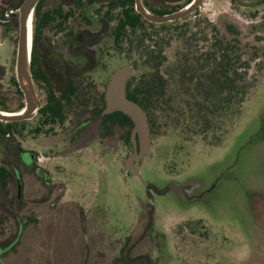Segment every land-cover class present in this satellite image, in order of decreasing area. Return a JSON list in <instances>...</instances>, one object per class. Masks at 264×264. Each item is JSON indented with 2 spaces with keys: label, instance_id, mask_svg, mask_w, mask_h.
Returning a JSON list of instances; mask_svg holds the SVG:
<instances>
[{
  "label": "rangeland",
  "instance_id": "374dc122",
  "mask_svg": "<svg viewBox=\"0 0 264 264\" xmlns=\"http://www.w3.org/2000/svg\"><path fill=\"white\" fill-rule=\"evenodd\" d=\"M5 2L0 0L2 17ZM14 16L16 28L12 22L0 32L2 84L12 100L19 34V16ZM176 28L195 35L191 44L201 51L216 37L239 39L250 62L248 78L258 80L234 125L227 128V119L217 129L228 132L222 143L210 147L211 135L204 141L182 127L166 134L161 128L163 135L151 138V153L136 163L142 182L123 171L133 149L122 131L106 138L92 123L78 136L66 122L36 133L41 120L35 116L15 136L28 167L14 168L19 179L9 195L0 190L4 245L18 232L17 218L24 228L19 243L4 254L5 264H112L128 237L132 255H149L153 264H264V80L258 70L264 68V0H204L192 15L159 34L165 42L164 68L172 67L184 49L186 38L179 39ZM89 47L100 55L104 46ZM110 48L103 49L98 69L89 76L97 88L124 65L135 68L139 81L146 72L139 56ZM37 94L40 109L44 92L37 89ZM10 163L0 150V165ZM170 184L188 187L187 196ZM149 204L155 211L153 230L142 238Z\"/></svg>",
  "mask_w": 264,
  "mask_h": 264
},
{
  "label": "trees",
  "instance_id": "16d2710c",
  "mask_svg": "<svg viewBox=\"0 0 264 264\" xmlns=\"http://www.w3.org/2000/svg\"><path fill=\"white\" fill-rule=\"evenodd\" d=\"M142 1L148 11L165 15L192 0ZM22 2L15 0L12 3L11 0L5 2V6L17 9ZM12 22L16 28L17 17ZM177 22H147L135 11L134 0H41L33 14L32 29V77L45 97L44 105L36 115L41 120L36 133L46 127L51 128L47 130L50 132L56 125L64 126L70 122L74 129L85 125L75 132L80 136L86 126L97 123L102 136L107 138L122 131L123 141L132 147L133 123L120 112L101 115L105 107V87L98 89L89 77L96 72L103 53L111 46L114 53L135 54L142 60L146 72L139 81L135 76L128 81L127 96L147 113L151 138L166 134L168 129L182 127L183 133L204 136V141L211 135L207 146L220 145L228 132L220 134L217 129L226 124L227 119V128L234 125L258 80L248 78L250 62L243 57L239 39L228 41L216 37L206 51H201L191 44L195 35L188 37L187 31L179 28L175 29V34L179 39L186 38L184 49L178 51L173 66L165 69V42L158 37L161 31H170V26ZM83 27L95 34L88 40L91 47H104L100 55H88L86 60L80 57L77 64L73 59L72 42ZM156 27L160 30H154ZM227 28L230 30L231 27ZM258 70L264 80V68ZM4 76L5 68L0 65V110L19 112L25 105L23 94L13 76L11 84L15 97L9 98L2 84ZM27 122H0V150L3 157L11 161L9 165H0V190L7 195L17 182L14 168L20 165L27 168L20 156L23 150L15 137L19 133L17 128ZM161 128H165L163 134ZM16 201L20 202L18 197ZM17 220L20 222L19 218ZM154 220L155 211L149 204L148 222L142 238L152 232ZM198 223L201 224V220ZM132 241L127 238L112 264H153L149 255H132Z\"/></svg>",
  "mask_w": 264,
  "mask_h": 264
},
{
  "label": "water",
  "instance_id": "95a60500",
  "mask_svg": "<svg viewBox=\"0 0 264 264\" xmlns=\"http://www.w3.org/2000/svg\"><path fill=\"white\" fill-rule=\"evenodd\" d=\"M41 0H23L19 8L9 10L19 16V34L16 56V80L24 97V108L19 112H5L0 110V122L14 123L32 120L39 110V99L32 77V43L30 45V23L33 27V14L37 4ZM204 0H192L183 8L165 15H157L146 9L142 0H134L135 11L147 22L152 24H166L181 21L192 15ZM135 68L124 65L114 70L105 85V107L102 116H108L120 112L127 116L133 123L130 133L132 153L124 160L123 171L132 173L143 182L142 175L136 163L143 160L151 153L152 139L148 116L144 109L127 96L128 81L134 76ZM6 134V132L4 133ZM169 188L187 196L188 187L170 184Z\"/></svg>",
  "mask_w": 264,
  "mask_h": 264
},
{
  "label": "flooded vegetation",
  "instance_id": "af4514ba",
  "mask_svg": "<svg viewBox=\"0 0 264 264\" xmlns=\"http://www.w3.org/2000/svg\"><path fill=\"white\" fill-rule=\"evenodd\" d=\"M2 4V3H1ZM9 10H14V8H9V7H7V10H6V12H5V15H4V17H2V16H0V32L3 34V30H4V32L5 31H7V29H8V27L10 26V24H11V22L13 21V18L15 17L14 15H15V13H11L10 14V16L8 17L7 16V13H8V11ZM89 29H87L86 30V32L85 31H80L78 34H77V36H76V38H75V40L72 42V45H73V49H72V51H73V53H74V55H75V57H73V59L74 60H76L77 61V64H78V60L79 59H81V58H84L85 60L88 58V55H95V54H91V52L88 50L90 47H89V44H88V40L89 39H91L92 37H94L95 36V34L94 33H88L87 31H88ZM89 31H91V30H89ZM81 57V58H80ZM80 64H82V63H80ZM35 85V84H34ZM35 88H36V92H37V87L35 86ZM39 90V89H38ZM40 91H43L42 89H40ZM38 95V94H37ZM84 126L85 125H83V126H79V127H77V128H75V129H73L72 130V133H74V132H76V130H80V129H82V128H84ZM87 127V126H86ZM71 131V130H70ZM24 163V162H23ZM25 164V163H24ZM26 165V164H25ZM27 166V165H26ZM28 167V166H27ZM29 167H31V166H29ZM19 178L17 177V180H18ZM19 183V182H18ZM21 227H22V229H24L23 228V225H22V223L21 222H19V229H18V232H17V234L15 235V237L13 238V239H10L9 241H8V243H6L5 245H4V239H0V264H5L4 263V254L5 253H8L9 251H11L13 248H14V246L16 245V244H18L19 243V240L21 239L20 238V234H19V230L21 229ZM23 231V230H22ZM0 237L2 238L3 237V234L2 233H0ZM4 238V237H3Z\"/></svg>",
  "mask_w": 264,
  "mask_h": 264
},
{
  "label": "bare ground",
  "instance_id": "6f19581e",
  "mask_svg": "<svg viewBox=\"0 0 264 264\" xmlns=\"http://www.w3.org/2000/svg\"><path fill=\"white\" fill-rule=\"evenodd\" d=\"M30 30V39H29V43H30V45H31V43H32V26H31V23H30V28H29Z\"/></svg>",
  "mask_w": 264,
  "mask_h": 264
}]
</instances>
